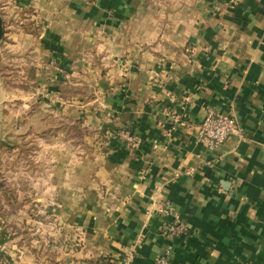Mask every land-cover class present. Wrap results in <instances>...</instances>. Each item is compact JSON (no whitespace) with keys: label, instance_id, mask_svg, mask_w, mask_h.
<instances>
[{"label":"crops","instance_id":"crops-1","mask_svg":"<svg viewBox=\"0 0 264 264\" xmlns=\"http://www.w3.org/2000/svg\"><path fill=\"white\" fill-rule=\"evenodd\" d=\"M51 2L52 80L67 72L93 98L80 106L76 146L66 157L52 146L50 168L32 171L45 177L32 201L50 232L30 243L14 231L5 254L18 264H264V0ZM210 112L241 129L215 149L198 140ZM174 218L187 228L169 237Z\"/></svg>","mask_w":264,"mask_h":264},{"label":"rangeland","instance_id":"rangeland-1","mask_svg":"<svg viewBox=\"0 0 264 264\" xmlns=\"http://www.w3.org/2000/svg\"><path fill=\"white\" fill-rule=\"evenodd\" d=\"M51 3V0H0L3 20L0 42V227L3 243L13 237L14 231L17 232L14 238L21 231H27L30 243L36 240L33 235L50 232L47 224L40 221L43 214L49 216L48 210L42 209L41 205L35 206L36 202L32 201L40 200L39 189L44 185L42 178L45 177L34 176L32 171L50 168L52 146L55 145L56 152L65 157L68 148L76 146L69 141L82 135V128L74 124L85 121L80 106L93 98V92L86 93L87 84L82 80L76 82L67 72L55 79L56 82L52 80L55 56L45 57L43 48L47 29L44 26L56 17ZM44 19L48 21L45 23ZM127 36L125 32V45L129 41H126ZM104 41L111 45V50L120 43L113 35L105 36ZM125 48L118 52L123 53ZM97 54L98 50L93 48L92 58ZM93 66L99 65L92 60ZM91 71L93 79L95 69ZM90 83L93 88L94 80ZM122 133L132 136L123 129L115 135L127 141ZM97 146L92 145V151ZM32 188L40 192L35 195L31 193ZM6 258L11 260L7 255Z\"/></svg>","mask_w":264,"mask_h":264},{"label":"built area","instance_id":"built-area-1","mask_svg":"<svg viewBox=\"0 0 264 264\" xmlns=\"http://www.w3.org/2000/svg\"><path fill=\"white\" fill-rule=\"evenodd\" d=\"M241 129L231 114L210 112L201 123L198 140L208 149H215L220 146L232 134H239ZM126 138V142L132 147L137 146L139 138L136 136H127L121 134ZM120 135V136H121ZM123 137V138H124ZM171 210L170 206L164 207L162 210L165 214ZM186 224L177 218L165 223L163 233L169 237L178 236L186 231ZM0 227V264H18L14 260L6 258L4 251V243L2 242V231ZM166 255H162L156 260V264H166Z\"/></svg>","mask_w":264,"mask_h":264},{"label":"water","instance_id":"water-1","mask_svg":"<svg viewBox=\"0 0 264 264\" xmlns=\"http://www.w3.org/2000/svg\"><path fill=\"white\" fill-rule=\"evenodd\" d=\"M2 36H3V20L0 15V42H1Z\"/></svg>","mask_w":264,"mask_h":264},{"label":"trees","instance_id":"trees-1","mask_svg":"<svg viewBox=\"0 0 264 264\" xmlns=\"http://www.w3.org/2000/svg\"><path fill=\"white\" fill-rule=\"evenodd\" d=\"M3 235H4V233H3ZM1 240H2V242H3L4 239L2 238Z\"/></svg>","mask_w":264,"mask_h":264}]
</instances>
